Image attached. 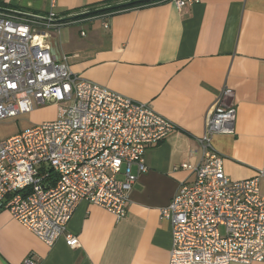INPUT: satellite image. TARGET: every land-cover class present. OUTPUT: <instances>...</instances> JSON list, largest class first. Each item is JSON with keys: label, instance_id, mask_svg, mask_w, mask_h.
<instances>
[{"label": "crops", "instance_id": "crops-1", "mask_svg": "<svg viewBox=\"0 0 264 264\" xmlns=\"http://www.w3.org/2000/svg\"><path fill=\"white\" fill-rule=\"evenodd\" d=\"M104 1L0 0V8L69 21L48 31L52 56L65 57L83 79L146 104L176 128L146 149L147 171L132 187L125 218L78 203L67 227L78 248L64 238L47 246L1 211L0 264L29 257L34 264H169L171 228L159 209L180 183L194 180L180 166L201 163L198 139L224 88L232 91L224 104L235 110L234 132L212 139L224 173L240 181L264 170V0H199L181 10L168 0L88 15ZM259 187L264 196V179Z\"/></svg>", "mask_w": 264, "mask_h": 264}, {"label": "built area", "instance_id": "built-area-1", "mask_svg": "<svg viewBox=\"0 0 264 264\" xmlns=\"http://www.w3.org/2000/svg\"><path fill=\"white\" fill-rule=\"evenodd\" d=\"M169 1L180 10L199 2ZM62 25L53 13L0 8V122L46 105L65 107L63 120L0 139V212L8 211L47 246L64 238L68 247L78 248V238L67 233L78 203L125 218L132 187L147 171L146 149L176 126L146 104L72 73L65 57L52 56L48 31ZM231 95L224 88L206 114L198 139L201 163L180 166L192 171L194 180L180 183L171 202L159 209L171 228L169 264L264 261L259 187L264 170L232 181L212 146L214 136L234 132L235 110L224 104ZM24 264L34 262L29 257Z\"/></svg>", "mask_w": 264, "mask_h": 264}, {"label": "rangeland", "instance_id": "rangeland-1", "mask_svg": "<svg viewBox=\"0 0 264 264\" xmlns=\"http://www.w3.org/2000/svg\"><path fill=\"white\" fill-rule=\"evenodd\" d=\"M65 109L58 105H46L36 108L28 115L20 116L17 120L0 122V139L8 138L31 127L40 126L43 123L63 120Z\"/></svg>", "mask_w": 264, "mask_h": 264}, {"label": "trees", "instance_id": "trees-1", "mask_svg": "<svg viewBox=\"0 0 264 264\" xmlns=\"http://www.w3.org/2000/svg\"><path fill=\"white\" fill-rule=\"evenodd\" d=\"M168 0H108L99 5H94L89 9V16H98L102 14H112L116 12H120L126 9L135 8V7H144L151 4H157L161 2H165ZM96 6H99L96 7ZM69 21H60V23H67Z\"/></svg>", "mask_w": 264, "mask_h": 264}]
</instances>
